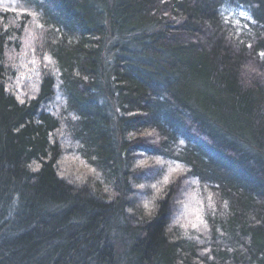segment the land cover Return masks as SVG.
Listing matches in <instances>:
<instances>
[{
	"label": "trees",
	"instance_id": "trees-1",
	"mask_svg": "<svg viewBox=\"0 0 264 264\" xmlns=\"http://www.w3.org/2000/svg\"><path fill=\"white\" fill-rule=\"evenodd\" d=\"M16 1L55 74L6 89L25 17L0 13V264H264V0ZM157 159L210 191L207 244L170 229L175 197L137 201Z\"/></svg>",
	"mask_w": 264,
	"mask_h": 264
},
{
	"label": "rangeland",
	"instance_id": "rangeland-1",
	"mask_svg": "<svg viewBox=\"0 0 264 264\" xmlns=\"http://www.w3.org/2000/svg\"><path fill=\"white\" fill-rule=\"evenodd\" d=\"M4 11H12L14 13L12 16H16L18 20L25 17L24 31L19 38L15 37V41L10 43L12 45L8 57L10 67L7 71L3 70L6 89L18 99L24 100L37 93L39 79L43 75L55 74V70L52 68L49 55L41 51L42 29L38 24L37 16L31 10L20 7L16 0H0V13L3 14ZM221 14L234 27H245L250 22L249 14L244 8L224 7L221 9ZM13 44L17 46L15 52ZM58 88L55 87L56 94L50 101L54 111L59 103L63 102ZM59 136H62L61 133ZM71 153L68 152L66 161L64 160L60 166L61 169L67 170L71 181L79 183L85 176L95 177L92 171L87 170L86 165ZM151 166L155 174L154 181L140 185L137 190V201L142 202L144 207H150L153 199L161 198L164 194L169 198L175 197L169 222L170 229L189 241L207 244L209 228L206 214L213 208L210 191L208 192L207 189L201 191L197 182L187 178L186 170L176 161L157 159Z\"/></svg>",
	"mask_w": 264,
	"mask_h": 264
},
{
	"label": "snow or ice",
	"instance_id": "snow-or-ice-1",
	"mask_svg": "<svg viewBox=\"0 0 264 264\" xmlns=\"http://www.w3.org/2000/svg\"><path fill=\"white\" fill-rule=\"evenodd\" d=\"M261 55H264V53H262Z\"/></svg>",
	"mask_w": 264,
	"mask_h": 264
},
{
	"label": "bare ground",
	"instance_id": "bare-ground-1",
	"mask_svg": "<svg viewBox=\"0 0 264 264\" xmlns=\"http://www.w3.org/2000/svg\"><path fill=\"white\" fill-rule=\"evenodd\" d=\"M200 187H201V186H200ZM200 187H199V188H200Z\"/></svg>",
	"mask_w": 264,
	"mask_h": 264
}]
</instances>
